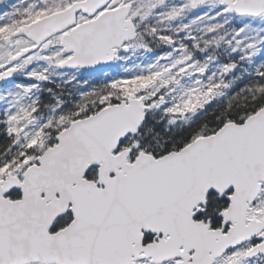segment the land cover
Segmentation results:
<instances>
[{"label": "snow or ice", "instance_id": "6c2138e0", "mask_svg": "<svg viewBox=\"0 0 264 264\" xmlns=\"http://www.w3.org/2000/svg\"><path fill=\"white\" fill-rule=\"evenodd\" d=\"M0 264H264V0H0Z\"/></svg>", "mask_w": 264, "mask_h": 264}]
</instances>
